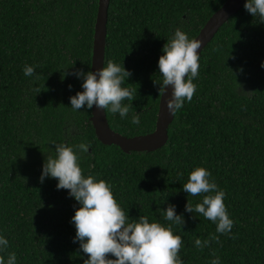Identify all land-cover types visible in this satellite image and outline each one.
Segmentation results:
<instances>
[{"label": "trees", "instance_id": "16d2710c", "mask_svg": "<svg viewBox=\"0 0 264 264\" xmlns=\"http://www.w3.org/2000/svg\"><path fill=\"white\" fill-rule=\"evenodd\" d=\"M224 1L109 0L103 66L112 61L131 72L122 87L135 98L122 101L129 106L127 117L104 110L112 131L131 137L154 129L164 45L177 28L191 40ZM245 3L199 52L195 94L176 110L165 143L153 151L125 153L100 143L90 110L86 105L73 110L70 103L83 91V80L73 73L89 72L97 0H0V237L8 240L0 256L5 264L13 252L15 264H84L89 258L80 242H73L71 221L80 204L69 190H57L58 180L40 182L46 157H55L54 144L61 143L73 147L85 178L110 186L130 220L147 216L181 236L183 264H211L216 257L220 264H264V20L247 12ZM25 65L38 66L40 78L25 76ZM136 114L139 125L131 122ZM80 143L90 145L88 153L75 147ZM197 167L210 172L209 181L225 193L233 221L228 234L217 233V225L201 214L185 211L188 201L194 208L208 195L183 191ZM169 204L183 215L182 226L165 219ZM213 235L220 243L196 247L197 238L203 242Z\"/></svg>", "mask_w": 264, "mask_h": 264}, {"label": "clouds", "instance_id": "9594fccd", "mask_svg": "<svg viewBox=\"0 0 264 264\" xmlns=\"http://www.w3.org/2000/svg\"><path fill=\"white\" fill-rule=\"evenodd\" d=\"M244 7L253 17L259 15L264 20V0H247ZM201 45L200 40H190L177 28L162 49L163 55L158 60L159 72L162 74L160 93L163 92L164 96L167 87L172 86L171 97L167 101V109L172 115L183 107L185 100L190 102L195 94L193 79L199 74L200 55L197 52ZM36 67L38 66L25 65L24 75H36L39 79ZM73 75L83 80V91L70 97L73 110H80L86 105L89 110L95 106L97 109L119 113L121 118L128 116L129 106L122 105V101H132L135 98L129 87H122L125 78L132 75L123 66L108 61L107 66L96 69L95 72L78 70ZM37 92L39 93V89ZM131 122L139 125L140 115H133ZM54 146L56 155L46 157L40 182L43 183L46 177L58 180L57 190H69V195L80 204L71 223L76 229L73 242L79 241L80 250L89 257L84 260V264H183L178 255L182 246L181 236L174 235L170 226L150 223L147 216L141 215L138 220H130L104 180L97 182L92 176L85 178L73 147L63 143ZM75 147L84 153L90 150V145L85 143ZM209 177L210 172L203 167L191 171L187 183L183 185V191L193 197L204 193L208 195H204L202 202L197 203L194 208L188 201L185 211L201 214L217 225V233L228 234L233 221L226 211L225 193L218 189L215 182H210ZM163 212L167 221L181 226L185 223L183 215L176 214L175 205L169 204ZM212 241L220 243L219 236H210L203 242L197 238L195 245L198 248L207 247ZM0 246L6 249L8 240L0 237ZM109 255L115 259H109ZM212 255H216L215 251ZM15 262L16 254L10 253L7 264ZM0 264H5L3 256H0ZM211 264H220L219 257L213 259Z\"/></svg>", "mask_w": 264, "mask_h": 264}, {"label": "water", "instance_id": "95a60500", "mask_svg": "<svg viewBox=\"0 0 264 264\" xmlns=\"http://www.w3.org/2000/svg\"><path fill=\"white\" fill-rule=\"evenodd\" d=\"M247 0H225L199 28L192 39L202 42L201 49L210 41L217 29ZM109 0H97L96 14L93 24L89 71L102 68L104 56L105 24ZM172 86H168L165 94H159L154 129L142 135L125 137L112 131L106 121L104 110L95 106L90 110L89 121L97 140L105 145H116L122 152L153 151L161 147L167 139V127L173 115L167 109V101L171 97Z\"/></svg>", "mask_w": 264, "mask_h": 264}]
</instances>
